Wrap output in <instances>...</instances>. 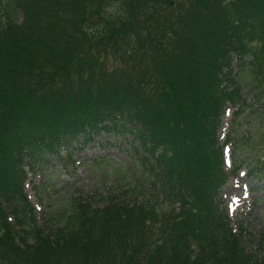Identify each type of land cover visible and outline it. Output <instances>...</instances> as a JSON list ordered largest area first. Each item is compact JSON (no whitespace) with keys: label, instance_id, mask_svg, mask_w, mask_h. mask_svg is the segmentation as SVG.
Here are the masks:
<instances>
[{"label":"trees","instance_id":"trees-1","mask_svg":"<svg viewBox=\"0 0 264 264\" xmlns=\"http://www.w3.org/2000/svg\"><path fill=\"white\" fill-rule=\"evenodd\" d=\"M0 6L7 18L0 25V257L264 264V235L256 240L243 225L234 228L219 196L239 167L225 168V114L234 108L238 117L249 106L239 84L245 75L264 88V0ZM101 133L132 138L131 156L146 180L132 191L147 200L75 205L53 238L36 225L25 167L34 172L55 157L74 167L73 145L86 149ZM254 171L264 175V163Z\"/></svg>","mask_w":264,"mask_h":264},{"label":"rangeland","instance_id":"rangeland-1","mask_svg":"<svg viewBox=\"0 0 264 264\" xmlns=\"http://www.w3.org/2000/svg\"><path fill=\"white\" fill-rule=\"evenodd\" d=\"M116 10V5L110 6V11ZM104 59L110 61L109 65L114 62L109 56ZM240 82L242 98L249 106L238 117L232 116V109L228 111L219 131L220 144L231 139L223 151L225 167L231 172L236 165L239 167L220 195L232 226L243 224L259 240L264 235V175L257 174L254 168L264 163V88H257L248 75ZM256 101L263 114L255 112L258 111ZM132 142V138L115 133H101L86 149L79 150L80 145H73L77 162L74 167L64 166L55 157L51 166L37 169L36 174L30 173L26 191L35 207L36 225L55 238L56 230L66 224L67 218L63 216L72 213L75 205L86 201L93 208H104L112 200L128 205L147 200L145 194L137 196L132 191L140 181H146L141 164L132 159ZM126 191L129 193L125 194ZM168 211L165 206L160 213ZM29 243L33 244V239ZM0 264L21 263L9 255L0 257Z\"/></svg>","mask_w":264,"mask_h":264}]
</instances>
